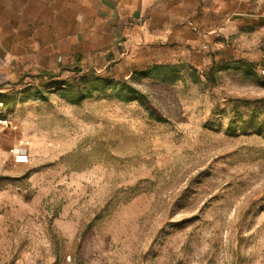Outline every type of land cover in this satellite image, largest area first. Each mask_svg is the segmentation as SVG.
Here are the masks:
<instances>
[{"label": "rangeland", "instance_id": "obj_1", "mask_svg": "<svg viewBox=\"0 0 264 264\" xmlns=\"http://www.w3.org/2000/svg\"><path fill=\"white\" fill-rule=\"evenodd\" d=\"M253 15L222 50L0 51V264H264V0Z\"/></svg>", "mask_w": 264, "mask_h": 264}, {"label": "crops", "instance_id": "obj_2", "mask_svg": "<svg viewBox=\"0 0 264 264\" xmlns=\"http://www.w3.org/2000/svg\"><path fill=\"white\" fill-rule=\"evenodd\" d=\"M258 1L0 0V51L8 61L50 51L60 65L96 66L135 50H222Z\"/></svg>", "mask_w": 264, "mask_h": 264}, {"label": "built area", "instance_id": "obj_3", "mask_svg": "<svg viewBox=\"0 0 264 264\" xmlns=\"http://www.w3.org/2000/svg\"><path fill=\"white\" fill-rule=\"evenodd\" d=\"M262 74L264 75V71ZM0 125L6 128L14 129L12 123L8 120H1ZM13 153H14V160L16 164L24 165L29 162L28 154L24 152L23 150H18V151L14 150Z\"/></svg>", "mask_w": 264, "mask_h": 264}]
</instances>
